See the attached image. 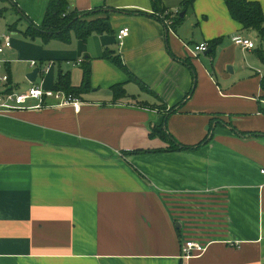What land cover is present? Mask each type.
I'll return each mask as SVG.
<instances>
[{
	"label": "crops",
	"instance_id": "crops-1",
	"mask_svg": "<svg viewBox=\"0 0 264 264\" xmlns=\"http://www.w3.org/2000/svg\"><path fill=\"white\" fill-rule=\"evenodd\" d=\"M52 1L0 0V87L50 89L62 72L81 101L0 113V264H264V39L225 0H161L183 12L174 29L151 0H65L108 29L24 37ZM210 129L191 149L163 133L194 146ZM187 240L205 250L184 259Z\"/></svg>",
	"mask_w": 264,
	"mask_h": 264
},
{
	"label": "trees",
	"instance_id": "trees-1",
	"mask_svg": "<svg viewBox=\"0 0 264 264\" xmlns=\"http://www.w3.org/2000/svg\"><path fill=\"white\" fill-rule=\"evenodd\" d=\"M195 0H185L184 6H192ZM226 7L229 14L235 19L243 29L256 30L261 39H264V13L261 5L258 1L254 0H225ZM151 4L154 12L164 11L160 7L161 0H151ZM89 12H78L68 8V4L65 0H53L47 7L43 22L40 26L29 24V27L22 32V35L29 39L36 37L42 38L44 41L50 39H57L63 42H67L70 39V33L73 32L78 38L85 39L92 33H101L108 29L105 23L106 17H97L94 19H86L89 16ZM171 20V27L174 29L176 24L181 20L180 13L177 12L173 17H166ZM218 43V39L210 42L209 47L211 49ZM257 55L264 62V51L258 50ZM90 71L88 66H83V80L82 86H86L89 82ZM262 90L264 91V77L261 80ZM55 89H60L66 93L76 95L75 88L69 87V81L66 74L59 72L55 82ZM113 89L116 90L118 85H113ZM83 89V88H81ZM177 107L171 108L169 111L174 112ZM210 131L198 144L194 146H186L179 144L167 132L162 134L173 144V149H191L197 148L210 139ZM264 135V134H262Z\"/></svg>",
	"mask_w": 264,
	"mask_h": 264
},
{
	"label": "built area",
	"instance_id": "built-area-1",
	"mask_svg": "<svg viewBox=\"0 0 264 264\" xmlns=\"http://www.w3.org/2000/svg\"><path fill=\"white\" fill-rule=\"evenodd\" d=\"M165 16L163 17H173L177 14V11H164ZM167 23L170 24L171 20L166 19ZM128 28L123 27L117 32V39L119 42L127 34ZM232 42L242 48H253L254 43L242 36L235 35L231 38ZM11 47V38L9 34L0 35V55L4 52L5 49ZM209 48L207 42H201L198 44H193L189 47V51L192 56L198 57L199 55L206 52ZM81 60H77V63H80ZM31 66H35V61H30ZM1 66V61H0ZM9 80L8 74H3L0 76V84L6 83ZM49 106H71L73 109L78 112L81 107V101L74 96L73 94L66 93L60 89L50 88L45 89L38 83H33L24 91L6 89L0 87V113L9 112L17 109H40ZM264 173V168L261 170ZM205 250V247L198 242L193 240H187L183 243L181 249V255L184 259H189L201 254Z\"/></svg>",
	"mask_w": 264,
	"mask_h": 264
},
{
	"label": "water",
	"instance_id": "water-1",
	"mask_svg": "<svg viewBox=\"0 0 264 264\" xmlns=\"http://www.w3.org/2000/svg\"><path fill=\"white\" fill-rule=\"evenodd\" d=\"M183 15V12L180 13V16ZM38 72H39V68L35 67L33 68L27 75L26 78L30 81V82H35L36 78L38 76Z\"/></svg>",
	"mask_w": 264,
	"mask_h": 264
},
{
	"label": "rangeland",
	"instance_id": "rangeland-1",
	"mask_svg": "<svg viewBox=\"0 0 264 264\" xmlns=\"http://www.w3.org/2000/svg\"><path fill=\"white\" fill-rule=\"evenodd\" d=\"M165 11V10H164ZM164 11H161V16L164 17L165 14H164ZM0 35H3V33L0 31ZM254 43L259 47L260 45V40L258 39H255L254 40ZM1 59V58H0ZM1 61V66H0V75H2L4 73V64H3V60H0Z\"/></svg>",
	"mask_w": 264,
	"mask_h": 264
}]
</instances>
